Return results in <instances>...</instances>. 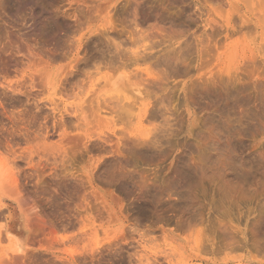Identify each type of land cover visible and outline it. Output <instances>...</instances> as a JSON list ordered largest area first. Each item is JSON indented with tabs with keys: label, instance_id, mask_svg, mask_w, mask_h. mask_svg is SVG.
<instances>
[{
	"label": "rangeland",
	"instance_id": "1",
	"mask_svg": "<svg viewBox=\"0 0 264 264\" xmlns=\"http://www.w3.org/2000/svg\"><path fill=\"white\" fill-rule=\"evenodd\" d=\"M91 5L0 0V28L14 35H0V65L8 61L19 82L16 94L0 88V130L12 113L41 126L47 98L79 116L63 112L73 143L56 134L16 144L7 140L15 127L0 131V163L44 226L36 264H264V0H115L109 28ZM18 43L42 57L54 50L51 67L71 69L67 89H31ZM128 94L149 95L155 116ZM9 96L20 103L8 106ZM95 97L119 99L125 112L96 113ZM105 134L125 149L120 165ZM18 145L23 156L13 160Z\"/></svg>",
	"mask_w": 264,
	"mask_h": 264
},
{
	"label": "bare ground",
	"instance_id": "2",
	"mask_svg": "<svg viewBox=\"0 0 264 264\" xmlns=\"http://www.w3.org/2000/svg\"><path fill=\"white\" fill-rule=\"evenodd\" d=\"M91 3L93 4V5H91L92 7H93V11H94V13L95 14H97L98 15V17L103 21V26H109V25H111L110 24V22L112 21H110V17H109V11H110V8H111V6H114V4H115V0H91ZM229 3V2H228ZM256 6H257V3H254ZM255 10V9H254ZM253 10V11H254ZM258 21V20H257ZM114 25V24H113ZM65 26V25H64ZM111 27V26H110ZM106 28H109V27H106ZM113 28H115V26H113ZM220 29V28H219ZM229 29V28H228ZM227 29V30H228ZM259 29V28H258ZM112 30V29H111ZM231 30V29H230ZM217 31V30H216ZM219 31H221V30H218L217 31V33L216 34H218L219 33ZM223 31H224V29H223ZM223 31H221V32H223ZM229 31V30H228ZM220 32V33H221ZM215 33V32H214ZM1 34H3L4 36L5 35H7L8 34V32L7 31H5L4 29H2V28H0V35ZM8 35H13V34H8ZM2 36V35H1ZM11 36H9V37H11ZM218 36H219V34H218ZM12 37H14V35L12 36ZM51 37V38H50ZM50 37H48V40H50V39H52L53 38V36H50ZM50 38V39H49ZM43 41V43H45L46 44V39H44V40H42ZM41 41V42H42ZM45 41V42H44ZM22 44V43H21ZM19 45V43H18V49H19V53L21 54V55H26V56H28L29 57V62H28V73H25L24 75H22V77L23 78H28L29 80H30V88L31 89H36V90H38V92H40V91H43V90H45V89H48V90H52V93L53 92H55L56 90H59V91H64V88L66 87V85L68 84V83H70V79H72L71 77H69V76H71L72 75V73H71V69L70 70H68V71H66L65 69L66 68H53V67H51V62H53L54 60V57L55 58H57L56 57V55L54 54V50L53 51H51V49L50 50H46L45 48H44V50H46V51H44L43 53H44V55H43V57H45V58H43L41 55H39V53H37L36 51H34V50H31V49H27L26 50V48H24V45L22 46V45ZM48 44V43H47ZM46 44V45H47ZM81 39H79L78 40V46H77V48H76V52H75V55H78V50L81 48ZM44 45V44H43ZM45 45V46H46ZM119 46V45H118ZM117 45L115 46V48L116 47H118ZM119 48V49H118ZM117 49H118V51L117 52H113L114 54H116V53H118L119 52V50H120V47H118ZM49 49V48H48ZM116 50V49H115ZM121 51V50H120ZM139 51H141V50H139ZM138 51V52H139ZM144 52V51H143ZM123 52H120V54L122 55V56H124V54L126 53H124V54H122ZM134 53V52H133ZM133 53H131V55L133 54ZM136 53V52H135ZM134 53V54H135ZM142 53V52H141ZM141 53L139 52V54L141 55ZM129 54V53H128ZM127 54V55H128ZM143 54V53H142ZM118 55H119V53H118ZM118 55L116 54V57H118ZM136 55V54H135ZM145 55V56H144ZM41 56V57H40ZM112 56L114 57L115 55H113L112 54ZM122 56H120L119 55V58L120 57H122ZM126 56V55H125ZM142 56H144V57H146V54L144 53ZM128 57V56H127ZM137 58L139 57L138 55L136 56ZM141 57V56H140ZM110 58H111V56H110ZM134 58V57H133ZM136 58V59H137ZM142 58V57H141ZM112 59V58H111ZM115 58H113L112 60L114 61V64H115V62L117 61L116 59L114 60ZM127 59H129V58H127ZM3 61H2V63H1V65H0V75H1V77H2V82H0V88L3 90V92H5L6 90H9L11 93H13V94H16L17 92H19V90H16V89H14V90H12V87L15 85V84H18V83H16L17 81H11V69H10V64H9V62L8 61H6V60H4V59H2ZM75 60V59H74ZM112 60L110 61V59H109V62H110V65L111 64H113L112 63ZM118 60H121V58L120 59H118ZM123 60V59H122ZM56 61V60H55ZM124 61H125V59H124ZM129 61V60H128ZM130 61H131V58H130ZM137 61H140V59L138 58V60ZM109 62H108V64H109ZM120 62H122V61H120ZM119 63V62H118ZM107 64V65H108ZM116 64H117V62H116ZM122 64V63H121ZM119 65V64H118ZM112 66V65H111ZM111 66H108V67H110L111 68ZM117 66V65H116ZM97 75V74H96ZM28 76V77H27ZM22 78V79H23ZM25 80V79H24ZM72 84V83H71ZM70 84V85H71ZM114 84V85H113ZM112 84V86H113V88L112 89H114V88H116L115 86H118V85H115L116 83H113ZM74 85H78V84H72L71 86H73L74 87ZM120 85V84H119ZM124 85V84H123ZM68 86H69V84H68ZM93 86H94V84H93ZM72 87V88H73ZM119 87H122V86H119ZM70 88V87H69ZM74 88H76V87H74ZM73 88V89H74ZM125 88V87H124ZM67 89V87L65 88V90ZM71 90V89H70ZM115 90V89H114ZM121 90V89H120ZM137 90H139V89H137ZM115 91H117V89L115 90ZM123 91V90H122ZM140 91V90H139ZM92 92V91H91ZM95 92V91H94ZM93 93V92H92ZM120 93H121V91H120ZM133 95H136V94H134L133 92H131ZM142 93V92H141ZM146 93V92H145ZM113 94V93H112ZM112 94L110 95V97H109V100H111V99H113V100H115L113 97H115V95L114 96H112ZM143 94V93H142ZM147 94V93H146ZM143 95V96H147L148 98H150L149 97V95ZM121 94H119L118 96H120ZM127 95V94H126ZM129 96H127V97H130V94H128ZM132 95V96H133ZM130 97L131 99L133 98V97ZM134 97H136V96H134ZM138 97V96H137ZM133 98L132 100H134L135 99V101H136V103H135V105L138 103V105L141 107V112H142V115L143 114H145V113H149L150 114V112H149V107H151L150 106V104H151V102L150 103H144V101L147 99V97H146V99L144 98V101H143V98H141V97H138V98ZM116 98V97H115ZM94 99V98H93ZM121 99H126V97H124V98H120V100ZM130 99V100H131ZM7 100V99H6ZM5 100V101H6ZM48 100V101H47ZM47 100L44 102V103H42L41 104V106H43V104H45L46 102H50V104H48V105H53V107H50V110H51V113L49 114H44V117H43V120H44V122H43V124H41V126H38V125H35V126H37V128L35 127V126H33V124H35V123H38V120L37 119H34L35 121L37 120V122H35L34 121V123L32 124V122L33 121H31V122H29L30 120H28V121H24V118L27 116L26 114V116L25 117H23V115H21V117H20V115L19 114H9V115H7V116H5L4 117V120H6L8 123H10L11 125H10V131H12L11 130V128H12V126L13 127H15L16 128V133L15 134H10L9 135V132L7 131L8 129H6L7 127H5V128H2V129H6V130H0V131H5V133L3 134V136L4 135H6V132H8V135L11 137V138H9V136L7 137V135H6V137H7V140L9 139H11L10 141L12 142H15L16 144H21L22 143V141H25V142H28V141H30V140H33L34 142H35V145L36 146H38L39 145V143H41V141L42 140H44V139H50V138H52V137H54V135H58L60 138V140L61 141H63V142H68V143H73L74 141H75V137H74V134L72 135V133L69 131V129H70V125L73 123V122H71L70 123V121L68 122V123H70V125H68V123H67V119L64 117V114H63V112L64 113H66L69 117H75L74 118V120L76 119V117L78 116L77 114H76V112L77 111H74L73 109H69V108H65L64 110H61V109H59V103H57V101L56 102H54L53 100H49L48 98H47ZM113 100H111L110 102H112ZM129 100V101H130ZM132 100L130 101L131 103H130V105H132L133 104V102H132ZM5 101L4 102H2L1 103V101H0V106H4L5 104H3V103H5ZM42 102H43V99L41 100ZM116 101L118 102L119 101V99H116ZM122 101V100H121ZM8 102H10L9 104H8V106L9 105H11V103H12V105L14 106V104H19L20 103V99L19 98H11L10 99V96H9V100H8ZM7 102V103H8ZM93 100H92V103H91V105L93 106L92 108H94L95 110V112L96 113H99L101 110H105V111H108V110H111L110 111V113L112 114V113H115V112H113V111H118L117 109L119 108V107H123V105H121V104H117L118 105V107H115L116 106V103H106V101L105 100H100L99 98H96L95 97V104H96V106H95V104H93ZM113 102H115V101H113ZM114 104H115V106H114ZM153 105V104H152ZM40 106V107H41ZM47 106V105H46ZM95 106V107H94ZM129 106V105H128ZM132 106H134V104L132 105ZM49 107V106H48ZM35 108L37 109L38 108V112H39V105L37 104L36 106H35ZM152 108V107H151ZM112 109H115V110H113L112 111ZM123 109V108H122ZM76 110V109H75ZM125 110V107H124V109H123V111ZM152 110H154V109H152ZM123 111L122 110H120V111H118V112H120V113H123ZM125 112V111H124ZM109 113V114H110ZM117 113V112H116ZM115 113V114H116ZM104 114H106L105 112H104ZM108 114V113H107ZM148 114V115H149ZM39 115V114H38ZM151 115V114H150ZM149 115V116H150ZM153 115V114H152ZM151 115V116H152ZM91 116H92V114H91ZM117 116V115H116ZM122 116V115H121ZM155 116V114L153 115V117ZM32 117H34V115L32 116ZM31 117V118H32ZM36 117H38L37 115H36ZM40 117V119H41V116H39ZM79 117V116H78ZM77 117V118H78ZM93 117V116H92ZM27 118V117H26ZM30 118V116H29V119H31ZM35 118V117H34ZM93 118H95V115H94V117ZM78 119H76V121H77ZM95 120H96V118H95ZM101 120V119H100ZM108 120V119H107ZM142 120V119H141ZM40 121V120H39ZM24 122H26L25 124H26V126H27V122H29V128H30V123L32 124L31 126L32 127H35V129H32V131H29V130H27V129H25V127H23L25 124H24ZM93 122H96V121H93ZM99 123V122H98ZM1 124H3L2 122H1ZM5 124V123H4ZM24 124V125H23ZM77 126V125H76ZM2 126L0 125V128H1ZM71 127H72V125H71ZM15 128H13V130H15ZM1 134V133H0ZM148 133H145L143 136L144 137H147L148 135H147ZM106 135V134H105ZM109 135V136H108ZM108 135H106V137H105V143H108L109 145H110V148L112 149V152H111V154L113 153L114 154V156L115 155H117V156H119L120 158H121V152L123 151V149L121 148V146H120V148L122 149V150H119L120 148L118 147V140L116 139V140H114V138L112 137L113 135H111V134H108ZM146 135V136H145ZM116 136V135H115ZM5 137V136H4ZM3 137V138H4ZM142 137V136H141ZM5 139V138H4ZM119 139V138H118ZM128 139V138H127ZM127 139H126V141H125V139H123L124 140V143L126 142H128V144L130 143V144H134L133 142H135V141H131V139H130V142H129V139H128V141H127ZM1 140V139H0ZM3 140V139H2ZM45 140V141H46ZM102 140H103V138H102ZM122 140V141H123ZM144 140V139H143ZM148 140H150V139H148ZM4 141V140H3ZM3 141H2V143H3ZM140 140H138V142L136 143V145L138 146L139 144L138 143H140L139 142ZM145 141V140H144ZM1 142V141H0ZM7 142V141H6ZM12 142V143H13ZM143 142V141H142ZM141 142V143H142ZM155 142V141H154ZM140 143V144H141ZM3 144H5V142L3 143ZM15 144V145H16ZM101 144V146L103 145L102 143H100ZM153 145H156L157 146V141H156V143H152ZM152 144H150V147H151V145ZM7 145H8V143H7ZM6 145V146H7ZM10 145V144H9ZM9 145H8V147H9ZM136 145H132L133 147H135ZM5 146V147H6ZM19 146V145H18ZM133 147H130V149L131 148H133ZM142 146H140V148H141ZM153 147V146H152ZM152 147L151 148H149V149H152ZM10 148V147H9ZM25 148V147H24ZM95 148H97V146L95 147ZM100 148V147H99ZM102 148V147H101ZM107 148V147H106ZM127 148V147H126ZM129 148V147H128ZM128 148L126 149L127 151H128ZM145 148V147H144ZM154 148V147H153ZM134 149V150H133ZM132 150V152H134L135 150L137 151V150H139V148H133ZM146 149V148H145ZM88 150H90V149H88ZM104 150V149H103ZM108 150V149H107ZM125 150V149H124ZM143 150L144 149H142V152H143ZM106 151V150H105ZM121 151V152H120ZM125 152V153H127V155L128 154H131L130 152L131 151H128V152ZM124 152V151H123ZM139 152H141V151H139ZM144 152H145V150H144ZM146 152H147V150H146ZM135 153V152H134ZM133 153V154H134ZM38 154H39V152H38ZM123 154V153H122ZM125 155V154H124ZM123 155V156H124ZM126 155V156H127ZM12 156H13V160L14 159H17V158H21L22 156H23V148H21L20 146H19V148H17V150L16 149H13V151H12ZM113 156V155H112ZM111 156V157H112ZM114 156H113V158H114ZM129 156V155H128ZM125 157V156H124ZM129 157H125V159H128ZM122 160H120V159H114L115 160V162L114 163H117V161L119 160L120 162L122 161V163H123V158H121ZM125 159H124V163H125ZM113 160V159H112ZM111 160V161H112ZM117 160V161H116ZM118 161V163H117V165H120V162ZM127 161V160H126ZM40 163V162H39ZM41 165V164H40ZM39 165V166H40ZM38 166V167H39ZM37 168V167H36ZM200 168V167H199ZM119 169V168H118ZM117 169V170H118ZM116 170V171H117ZM181 171L179 172V174L177 173V174H175V175H177L176 177H180L181 178V180L183 181V180H187L186 179V170L187 169H185L184 167L182 168V169H180ZM117 172H119V171H117ZM189 173V172H188ZM191 173V172H190ZM189 173V174H190ZM125 174V173H124ZM126 175V174H125ZM124 175V176H125ZM188 175V174H187ZM121 176H122V173H121ZM120 176V174H119V176H118V180L120 181V179L119 178H122ZM123 176V177H124ZM189 179V178H188ZM116 181V180H115ZM114 180H113V182L112 183H114L115 182ZM124 182L126 181L125 179L123 180ZM116 183V182H115ZM114 183V184H115ZM120 184V185H119ZM118 185H116L115 187H117L118 188V190L120 189V188H122L123 189V185L121 184V182L119 183ZM133 185H135V184H133ZM136 187H137V185H135ZM125 188L123 189V191L125 190H127V187L126 186H124ZM35 188H36V190H39L40 189V183H39V181H37V183L35 184ZM121 189V190H122ZM141 189V188H140ZM117 190V189H116ZM120 190V191H121ZM129 190V189H128ZM127 190V192H129V191H132V192H134L133 190H129L128 191ZM136 190V189H135ZM132 192H129V193H132ZM24 194H22V192L19 190V188L17 187V183H16V179H15V176H14V174L12 173V170H11V168L9 167H7L6 166V164H5V162L4 163H0V264H36V257L38 256V253H37V249H36V246L38 245V243H39V239H40V236H42V233H43V229H44V226H43V229H42V226L40 225V215H38V213H37V211H36V209L33 207V208H31V209H29V207L27 206V202H26V200L25 199H27V198H25V196H23ZM29 205V204H28ZM41 222H43V221H41ZM48 226V225H47ZM48 227H50V225L48 226ZM46 229H48V228H46ZM50 229L51 230H53V227H50ZM54 229H55V227H54ZM51 232V231H50ZM53 232V231H52ZM46 233V232H45ZM44 233V234H45ZM48 233V232H47ZM50 234V233H49ZM44 237V236H43ZM36 253H37V255H36ZM33 258H35L34 260H33ZM35 262H33V261Z\"/></svg>",
	"mask_w": 264,
	"mask_h": 264
}]
</instances>
